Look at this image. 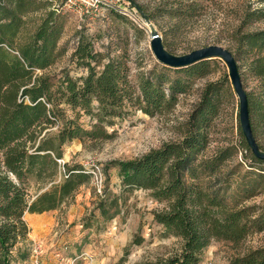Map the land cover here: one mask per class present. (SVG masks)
<instances>
[{
	"label": "trees",
	"instance_id": "16d2710c",
	"mask_svg": "<svg viewBox=\"0 0 264 264\" xmlns=\"http://www.w3.org/2000/svg\"><path fill=\"white\" fill-rule=\"evenodd\" d=\"M218 1L183 0L180 10H167L168 15L180 18L165 32L167 50L178 55L170 37H176L182 25L203 11V3ZM228 2L234 15L228 49L238 62L252 130L264 151L259 140L264 131V0ZM53 3L0 0V264H26L30 260L33 241L27 214L60 209L91 182V175L81 164L59 161L67 144L75 139L111 138L107 126L128 115L127 105L151 116L166 115L175 110L181 96L190 92L197 80L213 71L214 59L172 68L157 59L150 63L144 50L133 54L129 47L133 43L141 48L145 29L114 10L120 22L118 29H125L121 52L116 54L118 47L113 48L110 42L101 44V50L98 39L81 29L74 35L77 45L71 60L84 73L74 76L62 69L50 74L46 70L67 51L66 46H59L63 24ZM138 8L146 20L163 15L162 9L154 14ZM39 12L45 14L37 28L25 36L27 15ZM223 90L222 80L206 84L179 140L135 159L108 163V167L119 170L121 194L110 189L103 167L105 187L91 216L84 218L85 225L101 217L104 221L117 217L122 213L123 196L143 189L162 204L153 211L154 220L167 235L179 240V247L169 256L148 264H202L213 240L227 242L234 249L230 264H264V246H245L249 236L264 231V204H247L257 189H264V184L259 185V179L264 183V159L252 152L242 127L244 157L252 160L249 168H243L242 160L226 169L237 154L234 144L206 154ZM84 116H89L90 128L82 122ZM60 122L58 133L46 131ZM242 171L244 175L236 179ZM60 174L61 181L55 182ZM32 178L44 186L51 185L33 196ZM135 242L140 244L143 239L137 236Z\"/></svg>",
	"mask_w": 264,
	"mask_h": 264
},
{
	"label": "rangeland",
	"instance_id": "374dc122",
	"mask_svg": "<svg viewBox=\"0 0 264 264\" xmlns=\"http://www.w3.org/2000/svg\"><path fill=\"white\" fill-rule=\"evenodd\" d=\"M53 9L61 15L63 24L59 46L67 47L56 63L46 70L50 74L59 73L62 69H68L72 75H81L82 69H77L71 57L77 45L74 35L78 30L84 29L86 35L98 39L97 46L103 50L101 44H112L116 48V54L122 50L121 36L125 35V29H118L120 22L116 20L114 10L129 17L132 21L145 29L146 35L140 43L141 48L131 44L129 49L133 54L144 50L150 63L156 59L150 54L151 35L150 26L141 15L139 6L146 13H156L162 9V16L151 19L157 31L165 37V32L171 26L179 22L180 18L168 15L167 10H180L183 0H53ZM192 1V0H191ZM202 1V0H197ZM204 9L185 26L176 37L171 36L169 41L178 55L189 53L193 50L209 46L223 45L228 48L229 31L234 22L232 5L228 0L203 3ZM44 12L30 13L27 15V23L24 26V35L33 32L44 15ZM183 17V16H180ZM134 38V36H133ZM134 41V39H132ZM131 53V52H130ZM153 53V52H152ZM40 72V71H39ZM229 78L226 63L216 58L213 61V71L207 77L195 82L190 92L181 96L179 105L166 115H148L132 105H127L129 111L124 118H117L114 125L107 126L108 133L112 134L108 139H75L64 148L62 163L71 165L81 164L85 168L93 166L104 167L107 183L110 189L121 194V177L118 168L108 167V163L115 159L129 160L145 155L153 149L160 148L167 142L177 141L181 138V132L187 126L190 114L200 101L202 91L210 81L224 83L221 99L220 113L212 121L211 144L206 154L214 153L218 148L234 144L238 147L237 154L226 165L231 170L242 161L243 168H249L252 160L245 158V151L241 145L239 99ZM73 116V113H69ZM85 127L90 128L89 116L82 119ZM61 122L51 126L46 131L58 133ZM260 143L264 149V131L259 135ZM244 175L242 171L236 179ZM60 174L55 182L62 179ZM264 183H260L262 185ZM51 184L44 186L35 178L30 181V193L36 195ZM258 193L247 204H264V189H257ZM100 192L91 182L84 184L75 197L60 209L42 214H27L26 218L32 228L31 239L33 252L26 264H61L59 259L77 256L85 250H92V258L79 259L68 264H148L160 257L169 256L179 247V240L165 233L162 225L154 220L153 211L162 208V204L155 201L148 191L135 189L126 193L123 197L122 213L110 221H104L101 217L95 219L93 224L85 225L84 218H89L94 211ZM99 212L97 211L96 215ZM38 224V227L35 226ZM142 238L143 242L137 244L135 238ZM245 246H264V231L252 234L245 242ZM211 255L209 259L204 257V264H230V258L236 252L224 241L213 240L210 245ZM208 248V249H209ZM128 250V254H126ZM95 252L98 256L95 257ZM61 255V256H60ZM58 258V260H57ZM65 264V263H62Z\"/></svg>",
	"mask_w": 264,
	"mask_h": 264
},
{
	"label": "water",
	"instance_id": "95a60500",
	"mask_svg": "<svg viewBox=\"0 0 264 264\" xmlns=\"http://www.w3.org/2000/svg\"><path fill=\"white\" fill-rule=\"evenodd\" d=\"M150 26L151 49L155 58L164 65L172 68H183L207 59H222L229 71V77L239 99V114L242 131L252 152L260 159H264V151L254 136L250 118V109L247 91L239 71L238 62L234 54L223 45H209L183 55L171 53L164 45L162 35L157 31L151 20H146Z\"/></svg>",
	"mask_w": 264,
	"mask_h": 264
},
{
	"label": "built area",
	"instance_id": "2783aa9c",
	"mask_svg": "<svg viewBox=\"0 0 264 264\" xmlns=\"http://www.w3.org/2000/svg\"><path fill=\"white\" fill-rule=\"evenodd\" d=\"M61 162V160H59ZM86 172L91 175L92 181L98 192L101 194L103 193V189L105 187V173L103 167L101 166H93V167H86Z\"/></svg>",
	"mask_w": 264,
	"mask_h": 264
},
{
	"label": "crops",
	"instance_id": "0c3cea01",
	"mask_svg": "<svg viewBox=\"0 0 264 264\" xmlns=\"http://www.w3.org/2000/svg\"><path fill=\"white\" fill-rule=\"evenodd\" d=\"M211 251L212 250H210V248L206 251V253H205V256H206V258L207 259H209L210 257H208L209 255H211ZM98 252H95V257L96 256H98V254H97ZM61 256V255H60ZM93 255H92V250L91 251H89V250H87L86 248H85V250H83V252H81L80 254H77V256H75V257H73V259H71V258H69V257H65V258H63V259H59V261L58 262H60L61 264L62 263H65V264H68V261H69V263H73L74 262V260L77 262L79 259H86V258H89V257H91L92 258V261L94 262V260L95 259H93V257H92ZM57 260H58V258H57ZM202 264H204V260H203V263Z\"/></svg>",
	"mask_w": 264,
	"mask_h": 264
},
{
	"label": "bare ground",
	"instance_id": "6f19581e",
	"mask_svg": "<svg viewBox=\"0 0 264 264\" xmlns=\"http://www.w3.org/2000/svg\"><path fill=\"white\" fill-rule=\"evenodd\" d=\"M35 226H36V227H38V224H37V223H35Z\"/></svg>",
	"mask_w": 264,
	"mask_h": 264
}]
</instances>
